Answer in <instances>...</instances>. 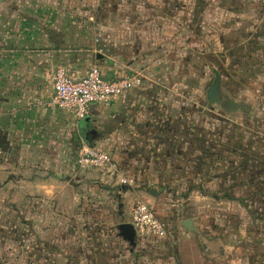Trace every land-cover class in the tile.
I'll return each instance as SVG.
<instances>
[{"label":"crops","instance_id":"crops-1","mask_svg":"<svg viewBox=\"0 0 264 264\" xmlns=\"http://www.w3.org/2000/svg\"><path fill=\"white\" fill-rule=\"evenodd\" d=\"M209 9L198 0H0V218L54 224V264H264V216L237 200L229 213L222 197L199 189L185 196L188 182L172 176L201 141L203 47L217 52L203 32L220 26ZM94 64L106 79L141 83L91 104L83 118L50 104L58 66L81 76ZM226 97L247 110L227 112L226 98L214 100L227 115L257 111L249 98ZM85 144L108 150L138 193L130 184L116 190L98 170L76 172ZM259 163L258 193L248 198L264 211V140ZM77 173L83 181L73 180ZM130 195L146 196L166 235L136 233L132 243L115 230L132 220Z\"/></svg>","mask_w":264,"mask_h":264},{"label":"rangeland","instance_id":"rangeland-1","mask_svg":"<svg viewBox=\"0 0 264 264\" xmlns=\"http://www.w3.org/2000/svg\"><path fill=\"white\" fill-rule=\"evenodd\" d=\"M198 1L202 8H210L206 10L207 12L214 13L216 11L214 17L220 23L219 28L213 26L212 31L204 30L206 36L203 32V39L211 38L210 36L214 38L215 44L211 47L217 49L215 53L208 51L206 46L203 47L202 69L206 71L202 77L204 87L208 88L214 83L215 69H217L223 77L219 85L220 95L218 97L220 99L226 98V96L249 98L254 102L257 111L254 115L246 118L241 115L234 117L225 114L222 108L218 107L216 101L210 102L209 99L203 97L202 127L200 135L197 134L201 136V141H197L195 152L194 145L190 147L192 156L189 157V163L187 166L184 164L186 166L183 168L184 170L175 174L173 179L176 182L182 180L186 182L194 177L193 173L195 172L192 173V171H197L203 174V178H206L205 185H208V187L206 186L208 190L224 193L223 187H226L230 189L231 193L236 194L234 199L222 197L225 201L219 204L221 207H226L231 213V209L235 207L232 202L237 200L241 207L252 209V213L258 219L256 211L261 206L257 200L248 197L251 193L257 195L262 176L257 171L260 166L259 151L264 140V94L260 96L258 91L260 86L264 87V0ZM228 23H234V26H226ZM230 33L233 34L228 36V38L230 37L229 45L223 44L225 35ZM217 39L219 44L216 43ZM192 83H197L196 79L193 78ZM249 88L255 90L256 94ZM196 101L199 102V99ZM229 137L232 139H228ZM248 152H251L250 157L247 156ZM244 157H247L245 161ZM244 169H248V171L243 172ZM93 171L80 168L76 161V172H87L86 175H89L95 173ZM100 173L108 183L116 184V190L122 185L129 184L133 185V187H129L133 194L138 193L140 189L138 186L134 188L135 185H140L137 182L123 183L116 174ZM80 179H84V176L78 173L73 178L76 182L83 181ZM89 179L92 181L105 180L101 178ZM209 182L211 183L208 184ZM130 197L133 205L136 198H133V195ZM143 197L141 200L145 199ZM8 213L11 215V212ZM15 213L17 212L12 215ZM22 217L24 216L18 214L17 218L14 216V219L6 221L0 218V264H31L32 261H34L33 264H54L52 242L49 240L52 231L54 233V224L48 227L51 230L48 232L46 227L49 223L44 220L34 222L29 219L30 223L27 225L25 222L23 223L25 219ZM15 218L18 220L17 222H14ZM119 224L115 223L114 225L116 231H118ZM15 225L21 228V233L15 234L13 231H8L9 237L15 235L16 237L4 240L3 231ZM40 231L43 232V236L38 234ZM4 242H13L11 244L14 245V248L18 245L19 250H16L15 256L9 257L10 253L8 254L6 251Z\"/></svg>","mask_w":264,"mask_h":264},{"label":"built area","instance_id":"built-area-1","mask_svg":"<svg viewBox=\"0 0 264 264\" xmlns=\"http://www.w3.org/2000/svg\"><path fill=\"white\" fill-rule=\"evenodd\" d=\"M53 94L50 104L70 111L78 118L89 113L91 104H101L122 94L134 85L141 83L140 76L109 80L103 75L101 67L94 64L81 76L74 75L64 65L58 66L53 73ZM77 164L82 169L98 170L107 174H117L123 183H131V179L121 173L120 167L112 154L103 147L82 145L79 148ZM131 223L138 235L164 236L167 228L154 213L150 203L138 200L132 211Z\"/></svg>","mask_w":264,"mask_h":264},{"label":"trees","instance_id":"trees-1","mask_svg":"<svg viewBox=\"0 0 264 264\" xmlns=\"http://www.w3.org/2000/svg\"><path fill=\"white\" fill-rule=\"evenodd\" d=\"M221 74V73H220ZM221 80H222V75H221ZM220 83H221V81H220ZM212 86V84L211 85H209V87H208V91H207V97H208V101H210L211 102V98H210V95H209V90H210V87ZM220 95V92H218V96ZM217 96V97H218ZM219 98V97H218ZM224 109H225V111H227V112H232V111H236V110H238V109H241V110H244V111H247V110H245V108H243V105H241V103H237L235 100H233V99H231V98H229V97H226V99L224 100ZM201 144H202V142H201ZM193 145H194V149H196L195 147H197V143L195 144V143H191L190 144V147H193ZM113 156V155H112ZM114 158V157H113ZM191 158V157H190ZM190 158H186V159H184V161L185 162H188L189 161V159ZM115 160V159H114ZM116 161V160H115ZM184 161L182 160V162L184 163ZM193 172H195V173H193ZM192 173L194 174L193 176L194 177H192V179H188V186H187V190L185 191L186 192V195L185 196H187L188 195V193L189 192H191L192 190H194V189H199L200 191H202V192H204V193H206V194H209V195H216V196H219V197H224V198H227V199H234V198H236V194L235 193H231L230 192V189H228V188H226V187H223L224 189V193H222V192H220V191H211V190H208L207 189V187H208V185H205L207 182H205L206 181V178H203L202 176H203V174H200V173H198L197 171H192ZM238 173H240V172H238ZM196 175V176H195ZM172 176H174V175H172ZM211 182H209L208 184H210ZM207 186V187H206ZM257 208V207H256ZM176 212H179V210H176ZM257 214H258V216H259V218L261 217V215L262 216H264L263 214H264V211H261L260 209H258L257 211ZM154 213H155V215L160 219L161 218V216H160V213L158 212V210L155 208L154 209ZM178 218V217H177ZM160 220H162L165 224H167L165 221H164V219H160ZM26 223L27 225H29V221L28 220H25V221H23V223ZM8 231H13V233H15V234H20L21 233V228H18V226L17 225H15L14 227H11V228H7V229H5L4 231H3V239L4 240H7V238H12V239H15V237H16V235L15 236H11V237H9V235H8ZM18 237V236H17ZM0 238H1V236H0ZM11 243H13V242H11ZM10 242L9 243H5L4 242V244H5V248H9L10 247V249H11V252H8L7 250V252H8V254H9V256H15L16 255V253H17V251L19 250V247H18V245L15 247V248H17L18 250L16 251V250H14V245L13 244H11ZM52 245H51V247H52V252L54 253V244L53 243H51ZM50 245V244H49Z\"/></svg>","mask_w":264,"mask_h":264},{"label":"water","instance_id":"water-1","mask_svg":"<svg viewBox=\"0 0 264 264\" xmlns=\"http://www.w3.org/2000/svg\"><path fill=\"white\" fill-rule=\"evenodd\" d=\"M216 78L212 86L210 87L209 90V95L211 98V101L213 102L214 100H220L218 99V92H219V85L221 81V75L218 71L215 72ZM194 221L192 219H185L183 220V225L187 227L190 230H195V227L193 226ZM119 229L120 233L122 236H124L126 239L131 241L132 243H135V238H136V229L134 225L131 222H123L119 224Z\"/></svg>","mask_w":264,"mask_h":264}]
</instances>
